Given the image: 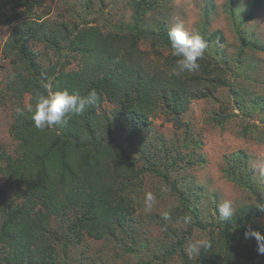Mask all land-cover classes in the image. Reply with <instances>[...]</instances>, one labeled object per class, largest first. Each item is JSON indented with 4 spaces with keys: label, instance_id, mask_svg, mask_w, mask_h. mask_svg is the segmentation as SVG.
Segmentation results:
<instances>
[{
    "label": "rangeland",
    "instance_id": "rangeland-1",
    "mask_svg": "<svg viewBox=\"0 0 264 264\" xmlns=\"http://www.w3.org/2000/svg\"><path fill=\"white\" fill-rule=\"evenodd\" d=\"M12 1L0 0V149L14 159L20 148L10 133L15 108H25L26 114L32 104L29 92L18 91V77L26 75V68L18 60L17 39L24 40L28 58L50 80L61 70L79 71L84 64L67 49L65 40L58 41L55 51L50 35L71 38L81 27L93 26L103 33L128 36L138 10L143 31L140 50L149 52L154 46L164 55L172 54L154 36L183 22L207 42L204 56L227 71L228 86L193 100L178 116L180 128L162 113L149 116L147 123L131 124L117 104L104 101L96 109L95 125L104 128L108 139L119 142L137 167L150 166L167 174V179L143 171L138 180L127 182L124 197L134 212L99 240L76 241L69 236L72 215L50 217L44 240L55 249L58 264H182L176 249L182 234L191 229L183 243L185 253L190 240L208 238L207 231L193 226L191 211L198 213L203 225H216L224 222L217 205L225 199L234 202V211L242 205L255 206V225L264 227V211L259 209L264 206V185L254 173L250 177L253 164L264 161V2L255 9L252 0H144L140 8L137 0H25L22 5ZM29 26L34 29L31 34ZM17 28L24 32L17 33ZM10 47L13 51L7 52ZM94 67L91 63V71ZM236 179H246L252 187ZM165 187L167 191H162ZM24 190L0 172V222L3 207L23 204ZM149 191L157 202L146 212L143 198ZM185 217L191 218L190 223L184 222ZM165 226L167 231H162ZM169 251L173 254H166Z\"/></svg>",
    "mask_w": 264,
    "mask_h": 264
},
{
    "label": "trees",
    "instance_id": "trees-1",
    "mask_svg": "<svg viewBox=\"0 0 264 264\" xmlns=\"http://www.w3.org/2000/svg\"><path fill=\"white\" fill-rule=\"evenodd\" d=\"M24 1L12 2L22 5ZM263 2L252 0L250 3L257 9ZM143 4L144 0H137V8ZM134 15L133 30L128 36L103 33L93 26L81 27L71 38L56 39L55 34L50 35L55 51L59 50L58 41L62 39L70 52L84 60L79 71L61 70L50 80L28 58L24 40H16L18 60L26 68V75L18 77L21 80L18 91L29 92L33 105L38 93L47 94L42 83L50 84L51 91L67 89L70 94L86 95L94 89L100 102L72 116L67 124L43 131L34 127L29 113L15 117L10 133L20 142L18 159L0 149L3 164L0 172L18 186H25V190L23 204L1 209L0 264H58L55 249L44 240L50 217L72 215L67 230L76 241L84 237L102 239L134 212L124 197L128 183L138 180L143 171L161 175L150 166L137 167L119 142L108 139L104 128L96 127V109L104 101L119 105L121 114L131 124L140 120L147 123L149 116L162 113L171 116L173 126L180 128L178 116L193 100L209 97L228 86L226 67L207 56L198 60V72L172 75L171 69L179 57L164 55L154 46L149 52L140 50L142 15L138 10ZM28 31L30 34L34 31L32 26ZM16 32L24 31L17 28ZM167 34L160 32L154 37L171 49ZM6 51L12 52L13 47ZM91 63L96 65L92 71ZM250 174L252 178V169ZM161 177L167 179V174ZM236 181L252 187L246 179ZM179 200L186 206L181 196ZM191 214L195 218L193 226L207 231L212 248L189 258L183 250L185 237L191 233V229L186 230L176 243L182 264H264V254L258 253L255 238L244 236L248 226L264 235V227L255 225L258 216L255 206L242 205L236 208L231 219L216 225H203L196 211ZM5 247L8 251L3 253ZM166 254L171 255L173 251Z\"/></svg>",
    "mask_w": 264,
    "mask_h": 264
},
{
    "label": "clouds",
    "instance_id": "clouds-1",
    "mask_svg": "<svg viewBox=\"0 0 264 264\" xmlns=\"http://www.w3.org/2000/svg\"><path fill=\"white\" fill-rule=\"evenodd\" d=\"M167 35L172 55L179 57L171 69L172 75L180 76L183 73L198 72L200 69L198 60L203 58L208 47L201 34L199 32H189L183 22H177L169 28ZM42 87L47 94L38 93L35 96V104H29L26 108V111L31 114L34 127L41 131L57 125H65L72 116H78L86 108L98 106L100 102V97L94 89L86 95H80L78 93L70 94L67 89L51 91V86L48 83H42ZM15 112L18 116H23L25 108L16 107ZM252 168L254 175H257L260 183L264 185V161L254 163ZM162 191H167V188H163ZM156 202L157 197L153 192H146L143 198L144 211H151ZM233 203L230 199H225L223 202L218 203V217L222 221L233 217ZM259 209L264 211V206H260ZM168 218L167 213H165L164 219L167 220ZM190 221V217L184 218L185 223H190ZM162 231H167V227L162 228ZM244 236L245 239L254 237L257 242L258 253L264 254V235L248 226ZM211 248L212 244L208 239L199 238L190 240L187 243L186 253L189 257L198 256L202 251L207 252Z\"/></svg>",
    "mask_w": 264,
    "mask_h": 264
}]
</instances>
